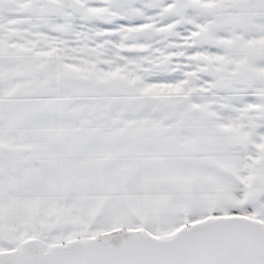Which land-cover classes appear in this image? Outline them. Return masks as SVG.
<instances>
[{
	"label": "snow or ice",
	"instance_id": "6c2138e0",
	"mask_svg": "<svg viewBox=\"0 0 264 264\" xmlns=\"http://www.w3.org/2000/svg\"><path fill=\"white\" fill-rule=\"evenodd\" d=\"M0 264H264V0H0Z\"/></svg>",
	"mask_w": 264,
	"mask_h": 264
}]
</instances>
